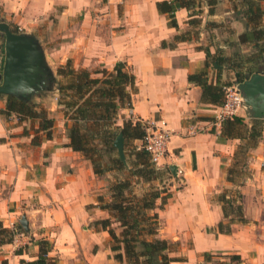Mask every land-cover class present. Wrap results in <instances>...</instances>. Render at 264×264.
I'll use <instances>...</instances> for the list:
<instances>
[{
	"label": "crops",
	"instance_id": "crops-1",
	"mask_svg": "<svg viewBox=\"0 0 264 264\" xmlns=\"http://www.w3.org/2000/svg\"><path fill=\"white\" fill-rule=\"evenodd\" d=\"M157 1L161 0H0L4 16L0 20L32 35L55 68L70 60L74 69L112 71L117 62H124L135 76L131 113L161 118L173 131L162 167L168 170L169 178L163 181L171 197L162 208L157 199L155 208L158 236L177 245L171 256L186 258L173 264H203L204 253L239 255L241 262L235 264H264V132L249 150L250 173L240 181L243 185L227 180L241 140H219L221 124L208 125L218 106L201 101V88L187 79L204 65L205 53L199 48L202 37L191 35L174 46H163L185 31L188 11L177 9L178 27H170L166 15L157 10ZM223 13L230 16V8ZM232 23L236 33L243 30L241 22ZM201 30L206 34L205 28ZM213 32L218 34L216 29ZM3 64L4 47L0 84ZM231 77V72L222 71V79ZM56 93L32 99L34 106L44 107L54 118L52 137L39 132L38 145L31 143L37 119L19 121L15 114H0V222L9 228L21 226L13 241L1 247L0 264L36 258L38 239L52 243L49 256L56 264H126L114 258L108 231L94 225L111 218L100 207L99 196L110 199L108 185L115 172L95 174L90 160L66 145L69 121ZM6 99L0 93V111L6 108ZM244 112L251 118L244 108L237 116L244 117ZM127 115L128 109L120 108L115 125L121 126ZM193 124L205 131L189 135L187 129ZM172 164L175 173L169 169ZM235 190L242 194L248 221L233 224L229 234L218 233L215 225L227 219L216 196ZM112 227L120 231L117 222ZM17 249L21 253H15Z\"/></svg>",
	"mask_w": 264,
	"mask_h": 264
},
{
	"label": "trees",
	"instance_id": "trees-1",
	"mask_svg": "<svg viewBox=\"0 0 264 264\" xmlns=\"http://www.w3.org/2000/svg\"><path fill=\"white\" fill-rule=\"evenodd\" d=\"M105 1V0H104ZM231 2L230 20L239 21L243 30L236 33L231 27H225L222 22L206 21L203 25L208 32L207 45L199 48L205 53V62L198 71L188 74L189 82L201 88V101L219 106L224 101L225 88L242 82L252 73H264V0H229ZM220 0H161L156 2L159 13L165 14L167 25L177 28L175 12L184 8L188 11L187 25L202 26L200 18L204 6L207 15H214L215 8ZM11 31L19 33L17 26H9ZM214 29L226 33L221 41H216ZM226 29V30H225ZM225 30V31H224ZM192 32L185 30L176 34L170 43L163 42V46H174L177 42L191 39ZM3 35L0 32V39ZM210 47L214 49L210 51ZM3 52V46H1ZM210 69L214 70L213 78ZM222 71L232 73L231 79H222ZM57 74L63 79L59 86L58 105L67 116V146L79 151L90 160L94 173L103 175L107 171H116L119 177L109 182L110 199L103 200L99 196L100 207L109 212L111 218L95 221V227L108 231L110 249L117 261L124 260L126 264H171L172 262H186L183 256H171L170 252L177 250L175 243L158 236L159 217L155 211L157 199L161 200L162 208L171 197L169 188L163 181L162 168L157 169L150 162L144 150L131 152L130 162L127 158L129 151L137 149L131 140L140 141L143 138L141 126L125 118L121 126L115 125V118L120 108L131 106V93L136 90L135 76L126 67L124 62H117L112 71L105 68L90 72L87 69H74L70 60L57 67ZM94 74H99L95 76ZM0 114L9 117L15 114L19 121L37 119L38 128L31 139L33 145L43 137L51 138L54 118L48 115L45 108L32 106L13 95H8L6 108ZM243 126L244 133L238 131ZM113 131L115 132H112ZM124 138V154L127 165L118 156L113 145L118 133ZM264 132V119L251 118L249 125L243 117L234 116L221 122L219 140L225 138H239L241 143L234 151L232 166L227 171V180L237 183L242 180V167L246 165L249 150L256 146ZM130 141V150L128 149ZM115 149V158L110 156L105 163L98 162L95 156L100 155L101 147ZM116 167L109 166V163ZM238 165L240 166L238 170ZM114 168V169H113ZM168 171V170H167ZM140 181L147 184L141 193L135 191V185ZM221 204L226 221H219L215 225L218 233L229 234L233 224L247 223L243 213L242 194L235 190L232 193L223 191L216 196ZM117 222L119 232L112 227ZM21 230L19 224L12 228L0 222V252L4 244L11 243L16 233ZM37 256L32 260H23L22 264H56V259L49 256L52 243L47 239H38ZM21 253V249L15 250ZM211 254L204 253L205 257ZM4 262V261H3ZM241 262L240 256H230L229 264Z\"/></svg>",
	"mask_w": 264,
	"mask_h": 264
},
{
	"label": "water",
	"instance_id": "water-1",
	"mask_svg": "<svg viewBox=\"0 0 264 264\" xmlns=\"http://www.w3.org/2000/svg\"><path fill=\"white\" fill-rule=\"evenodd\" d=\"M0 32L4 47V64L0 93L13 95L32 106L34 96L47 94L49 88V69L46 66L43 51L32 35L11 31L9 25L0 22ZM60 84H55L50 92H58ZM237 88L242 95L243 108L251 118L264 119V73L254 72L239 82ZM57 94V93H56ZM45 95V96H46ZM58 95V94H57ZM113 145L124 164V138L122 133L115 137ZM175 173L176 166H169Z\"/></svg>",
	"mask_w": 264,
	"mask_h": 264
},
{
	"label": "built area",
	"instance_id": "built-area-1",
	"mask_svg": "<svg viewBox=\"0 0 264 264\" xmlns=\"http://www.w3.org/2000/svg\"><path fill=\"white\" fill-rule=\"evenodd\" d=\"M237 84L225 88L224 101L217 107L214 118L208 123L210 127H215L221 124L222 121L237 116L240 110L243 109L242 95L237 88ZM126 108L128 109L127 118L133 123L137 122L144 132L137 149L144 150L148 154L149 160L155 168H162L166 165L168 143L173 131L167 127L165 121L161 118L134 116L131 113V106ZM202 131H205V128L196 124L190 125V128L187 129L189 135Z\"/></svg>",
	"mask_w": 264,
	"mask_h": 264
},
{
	"label": "rangeland",
	"instance_id": "rangeland-1",
	"mask_svg": "<svg viewBox=\"0 0 264 264\" xmlns=\"http://www.w3.org/2000/svg\"><path fill=\"white\" fill-rule=\"evenodd\" d=\"M220 1L221 2L215 8V13L217 15L207 16V14L205 13V11L203 13H201V15H200V18L202 20V24L201 25H204L206 23V21H216V22L218 21V22H222L225 27H228L229 26V27L233 28L232 27L233 26V23L230 20V16H228V15H226V14L223 13L225 9L231 8V2L229 0H220ZM0 17H3V19H4V16H1L0 15ZM202 28H203L202 26H197V25L191 26V25H187V27L185 28V30H190L192 32L191 33L192 34V37H196V38L199 37V36H200V38L202 37L201 44L202 45H207V43L209 42V40L207 39L208 32H206V34H205V32L203 30L200 31V29H202ZM201 32L203 34H205V35H203V34L200 35L199 33H201ZM216 32L218 33V34H216L214 32L215 37H216V39H215L216 41H221L222 38H224V36H226V33L220 31L219 29H216ZM3 41H4V39L1 36V39H0V50H1V46H3ZM1 53H3V52H1ZM45 56H46V52H45ZM46 60H47L46 66L49 69V81H50V83L48 85L49 88L47 89V94L49 95V93L51 91L50 90V86L52 88L53 86H55V84H61L63 82V80L64 81H66V80L63 79L62 77H58L59 79H57V77L55 78V75H56L55 72L57 73V67L59 65L56 66V68H55L54 67V64L51 63V62H49V59H48L47 56H46ZM57 94H58V96H57V100H58V97L60 95L59 91L57 92ZM38 107H42V106H38ZM42 108H44V107H42ZM243 119H246V121H244V122L248 126L251 118H248L247 115L245 114V112H244ZM243 130H244V127L243 126H241V127L238 128V131L241 132V133H244ZM112 132H115V131H113V129H112ZM127 146H128V149L130 150V146H131L130 141H128ZM101 148H103V149L107 148L108 150H102L101 151L102 153H99L100 155L95 156V158L97 159L98 162L105 163L106 161H109L110 156H112V158L115 156V152H116L115 149H112V148L109 149V147H104V146L101 147ZM137 150H139V149H134V150L132 149V151H129V156H128L127 159L130 162L133 160L132 159L133 157L131 156V152H134V151H137ZM125 161H126V159H125ZM247 164L248 163H247V159H246V165L244 167H242V169H240L242 171V173H243L242 176H241L242 179H245L246 175L250 173V171L247 169L248 168V165ZM109 166L116 167V165H114L113 162L112 163L110 162L109 163ZM239 168H240V166L238 165V170H239ZM117 173L115 171V173L113 174V178L119 177V174H117ZM161 174H162L163 177H166V178L168 177L169 178V175L167 174V168H164L162 170V173ZM241 185H243V183L242 182H239V186H241ZM147 187L148 186H147L146 183L140 181L138 184L135 185V191L137 193H141ZM230 256L231 255H210L209 257H205L204 256L203 264H229V262H230ZM153 264H158V262L155 261ZM171 264H173V263H171ZM179 264H185V263H179Z\"/></svg>",
	"mask_w": 264,
	"mask_h": 264
}]
</instances>
